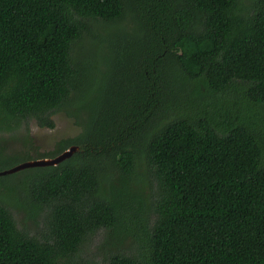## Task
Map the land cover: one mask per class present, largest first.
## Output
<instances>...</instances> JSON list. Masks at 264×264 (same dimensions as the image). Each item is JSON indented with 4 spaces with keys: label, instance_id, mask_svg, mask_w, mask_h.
<instances>
[{
    "label": "trees",
    "instance_id": "obj_1",
    "mask_svg": "<svg viewBox=\"0 0 264 264\" xmlns=\"http://www.w3.org/2000/svg\"><path fill=\"white\" fill-rule=\"evenodd\" d=\"M58 112L80 132L21 156L79 149L0 175V264L101 229L106 264H264V0H0V133Z\"/></svg>",
    "mask_w": 264,
    "mask_h": 264
},
{
    "label": "rangeland",
    "instance_id": "obj_2",
    "mask_svg": "<svg viewBox=\"0 0 264 264\" xmlns=\"http://www.w3.org/2000/svg\"><path fill=\"white\" fill-rule=\"evenodd\" d=\"M244 2H247V0H244ZM106 26L108 25H101L98 29L107 28ZM92 41L93 40L86 41L84 44L88 46ZM100 45H98L97 42H93L90 47L95 50ZM105 51L106 50H102V53ZM96 54L98 56L97 52ZM94 84L96 87L100 84L98 77H95ZM94 93L95 90L93 88L90 89V97H92ZM52 118L55 124L54 128L40 127L34 120H27L22 121L15 130L3 131L0 133V171L20 162L36 159V157L21 156L22 152L29 147L36 148L39 153H49L56 148V144L59 140L73 137L81 130L79 121H76L74 118L69 117L62 112L54 114ZM13 154H18L19 156ZM12 176H9L6 181H10ZM23 214L24 213L19 209L15 216L16 219L19 222L24 223L27 228L30 229L31 234L38 233L37 226H32L30 221H22ZM130 227L134 229L136 228V225L131 223ZM132 242L131 236L125 240L126 244ZM117 243L118 241L113 238L110 230L101 229L95 236L86 239L82 248V251L84 252L82 258L90 264H106L108 250L116 247Z\"/></svg>",
    "mask_w": 264,
    "mask_h": 264
},
{
    "label": "water",
    "instance_id": "obj_3",
    "mask_svg": "<svg viewBox=\"0 0 264 264\" xmlns=\"http://www.w3.org/2000/svg\"><path fill=\"white\" fill-rule=\"evenodd\" d=\"M78 149L79 146L71 145L54 157H42V158H36V159L20 162L10 168L1 170L0 175L13 173L26 167L57 165L59 162L70 157Z\"/></svg>",
    "mask_w": 264,
    "mask_h": 264
}]
</instances>
